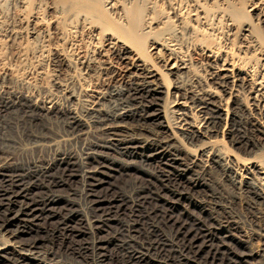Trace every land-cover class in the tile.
Listing matches in <instances>:
<instances>
[{
    "label": "bare ground",
    "instance_id": "1",
    "mask_svg": "<svg viewBox=\"0 0 264 264\" xmlns=\"http://www.w3.org/2000/svg\"><path fill=\"white\" fill-rule=\"evenodd\" d=\"M88 136L95 141L84 158L73 160L88 179L103 173L98 160H109L105 151L118 155L111 162L124 172H147L159 162L161 174H167L159 183L173 199L164 200L168 207L184 200L203 212L202 199H208L217 209L209 211L216 226H196L209 243L218 242L214 250H231L228 241L241 242L237 233L243 227L209 179L221 177L264 220V0H0V144L34 153ZM60 152L36 166L10 162L9 152L0 149V264H57L43 251L56 233L78 253L90 251L89 264H112L107 252L112 240L95 239L110 219L82 220L78 214L82 228L70 229L57 219L51 234L44 230V223L59 216L51 208L59 198L36 195L37 186L27 178L45 179L67 168L71 155ZM169 176L197 196L170 189ZM102 183L89 186L93 208L120 210L128 194L119 202L99 190ZM213 211L224 212L230 222L219 224ZM257 215L252 219H260ZM135 226L125 225L126 231L135 233ZM160 228L156 223L143 231L153 234L148 250L129 241L116 246L120 264H168L170 255L178 264L200 263L163 238ZM244 234L262 242L256 253L236 256L238 263L264 264V225Z\"/></svg>",
    "mask_w": 264,
    "mask_h": 264
},
{
    "label": "rangeland",
    "instance_id": "2",
    "mask_svg": "<svg viewBox=\"0 0 264 264\" xmlns=\"http://www.w3.org/2000/svg\"><path fill=\"white\" fill-rule=\"evenodd\" d=\"M60 125L61 124L58 125V129L60 128ZM61 127H62V125H61ZM59 130H61V129H59ZM220 132H225L223 130V127L220 128ZM224 135H225V133H224ZM92 138H93V136H88V137H85L84 139H82L83 141H81V140H79L77 142L74 141L72 143H69L68 145L66 144L65 146L64 145H58V146H56L54 148L52 147L53 149L50 148L51 150L50 149L49 150L48 149H45V150L35 151L34 153H31V152H23L20 149H18V150L16 149L15 150V149H13V148H11L9 146L7 148V147H4L5 145L0 144V149L4 150L6 152H9V154L11 156L10 157V162H13L15 164H18V163L19 164H25L26 162L33 161L36 166H43L47 162L51 161V159H53L54 156H56V154H58L59 151H61L60 153H65L68 157L71 155L70 156L71 159L68 162V167L67 168H64V169L63 168H57V169H55L54 171H52L50 173L51 174L50 177L45 178V179L44 178L42 179V177H40V176H34L31 179L30 178H27L29 180L26 179L28 182H32L33 181L34 184H35V186L38 187V188L35 187L36 188L35 192L38 191L36 195H38L40 193V195L46 197L49 194V196L53 195L57 199L59 198L58 199V202H56V204H54L51 207V208H53L55 210L54 212L59 215L58 218H56L55 220L54 219L53 220H50V221H48V223L46 222V224L45 223L43 224V226L45 228L44 230L45 231H48L47 232L48 235H49V233L51 234L50 231H51V229H53L54 226H56V223L58 222V220L60 222L64 223V224H66V226H69L70 225L69 226L70 229L77 230V228H74V227H78V226L80 228H82L81 227L82 225L80 226L81 219H80V217H78V214L79 215H84V217H82L83 218L82 220H85V218H89V217H91V218L94 217L96 219H100L99 216H101V219H107L108 218V219L111 220V223H110L111 225L108 224L110 226L104 228L103 231L98 232L99 235L98 234L95 235V239H97L99 237L98 240H101V239L102 240H106V239L112 240V242H110V246L107 249V252L109 253L108 255H110V257L113 256L112 258H113L114 261L113 260L111 261L112 264H114V263L115 264L116 263L117 264H120V261H121L120 259L122 258V256H121L122 254L121 253H118L120 250L118 251V249H117L116 246L120 245L121 243H122L121 245H124L125 244L126 246H128L129 244L128 243L126 244V242L129 241L130 244L132 245L131 247L139 248V249H142V250H148V249H150L149 248L150 247L149 245L153 243L152 242L153 241V236H152L153 234H151L148 237L147 235H144L143 234V231H148L151 228V225H156V223H157V225H158L159 228L161 227L160 230H162V233L161 234L164 235L163 238L173 240V242L176 244V246L178 248L183 249V247H184V250H183L184 253L183 254L186 255V256H188V257H190V259H192L194 257V259H196L195 260L196 263L197 262H200V263H197V264H201V263L202 264H232V263L233 264H240V263H238V260L236 259V256H239V255H247L249 253L251 254L252 252L253 253H256L257 252V249L260 246V242H262L261 240H259L260 238L254 236L251 240H248V239H246L244 233L245 232H249L255 226V224H258L260 226H263L264 225V220L260 218L261 217L260 215H257L260 211L259 212L258 211L251 212L250 209H247V207L244 205V203L243 202L241 203V201H239L238 197L235 195V192L228 186L227 183H225L222 180L221 177H219L217 175H214L213 178L212 179H209V180L213 183L212 186H214V188L216 190H218L217 191L218 194L220 193L219 195H222L221 197L223 199V205H225L226 210L230 212L233 220L236 223L238 222V224L240 225L241 228L243 227L241 229L242 231H239V233H237V237H238V239L241 242L237 241V239L228 241L230 244L229 243H227V244L229 245V247L231 248V250L230 249H225V251H224V249L214 250V249H217L218 242L217 241H213L214 244L212 242L209 243V241L203 235V233L200 230H198V226H196L197 223H199V224H201L203 226V227H200L201 229H203V228L214 229V227L216 226L215 225V222L214 221L212 222V220L209 217V215H210L209 211H212L213 205H212V203L208 202L209 201L208 199H202L204 201V203L202 201V207L205 209V211H203V212H200V210L197 207H195V206L188 205L187 201H184V200L183 201L180 200L179 201L180 203L177 204V206H175L173 208L172 207L169 208L168 205H167V203H165L164 200L167 199L168 201H172L173 199L171 198L172 197L171 194L168 193L163 187H161V185L159 183V181L161 180L162 177H165V179L167 180V178H166V175L167 174H165V175L164 174H161V169H160L161 167L159 165V162H154V165L152 164L151 166H147V170H148L147 172H144V171H134V170L129 171V172H124V170H123L124 168H122L119 165H117V163H115V166H113V164L111 162V158L118 159V157H117L118 155L114 154L113 152H106L105 151L106 154L104 153V156L105 155L107 157L109 156L110 157L109 160H107V159H105L103 157H102V159L98 160V163H100V166L103 165L102 168L104 170L102 172L104 174L101 172L102 174L101 175H97L98 177L95 176V178L93 177L92 179H88L87 178V175H85L83 172L81 173V171L78 170L77 165L74 164V161L76 162V159H78V158L79 159L80 158H84V154L83 153L86 152V148L92 142L95 141L94 140L95 138H93V139ZM98 138H99V136H98ZM219 139H220V137H219ZM224 140H226V139L224 138ZM1 146H3V147H1ZM54 149H56V150H54ZM28 154H29V156H28ZM33 156H34V158H33ZM102 161L105 164H103ZM109 161H110V163H109ZM70 162H72V163H70ZM111 166H113V167H111ZM157 166H158L159 169L157 168ZM88 168H91V166L88 167ZM67 169L68 170L70 169V170L67 171ZM93 169L94 168H91V170H93ZM56 172H58V173H56ZM61 172H64V173H61ZM149 173L152 174V176L154 178ZM156 174H158V175H156ZM58 176L60 177V179H59ZM148 176H149V178H148ZM158 176H160L159 179H158ZM61 177H63V178H61ZM64 178H66L67 180L64 179ZM102 178L104 179V183H102V185H101L102 187L99 190H101L102 192H107L108 191L106 193L108 197H111V195H116V196H118L117 197V201H119L121 199V197H125V195L127 196V194H128V196H127L128 199L126 198L125 202L124 201H122V202L119 201L122 204L121 205L122 208L120 210H117V211L112 210V211H115L114 213L113 212L110 213L111 211H107L106 210L107 207L104 208L103 206L100 207L101 209H99V208H96L95 209V207L93 208V206H92L93 204L91 203L92 201L88 197V194H89L88 190L90 189L89 186L91 184L92 185L93 184H96L97 181H101L102 182L103 181ZM61 179L63 180V182H62ZM82 179H84L85 181L84 180L82 181ZM174 179H175V177H172V176L170 177L169 176V184H168V186L170 187V189H172V190L173 189H177V190H180L182 193H185V194H188V195H193L194 197L197 196L196 193H193L192 194L193 191L190 192V189H189V186L188 185H186L185 183H182V184L181 183H177ZM59 180H61L60 183H62V184H60L58 182ZM171 181H174V182H171ZM43 182H44V184H43ZM54 182H55L56 185L53 184ZM82 182H85V183L82 184ZM47 188H48V190L50 188V190L47 191ZM153 188H155V189H153ZM138 189H140V190H138ZM83 190H85V191H83ZM132 190H134V191H132ZM153 190H155V191H153ZM184 191H186V192H184ZM155 192H157V193H155ZM63 195L66 198L68 197L69 199H66ZM129 195L131 197H129ZM58 196H61V198L58 197ZM119 196H120V198H119ZM157 196H158V198H157ZM88 200H89V202H88ZM174 201H176L175 198H174ZM130 202H132L133 205ZM65 203H66V205H65ZM89 203H91V204H89ZM161 203H162V206H161ZM117 204H120V203L117 202ZM163 207H165V208H163ZM87 210H89V211H87ZM213 210H217V209H213ZM80 211L83 212V213H81ZM164 211H165V213H164ZM216 212H217V214H216ZM85 213H87V214H85ZM95 213H96V215H95ZM101 213H103V215ZM106 213H108V214H106ZM115 213H116V215H115ZM187 213L193 214L196 218H198L200 220L194 221L191 217H189V215ZM213 213H214L213 214L214 218H216V220L218 221L219 224L225 225L226 222L229 221L227 219V216L225 215L224 212L221 213V211H213ZM144 214H146V215H144ZM85 215H86V217H85ZM113 215L115 216V218H113L114 217ZM129 215H130V218H128ZM253 215L254 216L257 215V217L260 218V219H255V218L252 219ZM59 217H60V219H59ZM119 217H121V218H119ZM91 218H90V220H92ZM217 218H219V219H217ZM72 219H74V220H72ZM127 220H129V221L127 222ZM164 220H166V221L164 222ZM65 221H66V223H65ZM123 221H125L126 224ZM134 222L136 223V226L134 228L135 233H132V234L131 233H128L126 231V228L127 227H125V225H128L130 223L132 224ZM183 222H185V224H183ZM120 224H122V225H120ZM166 224H167V226H166ZM188 224H190V225H188ZM41 226H42V224H41ZM170 227L172 228V230H171ZM80 228H78V229H80ZM137 228H138V230H137ZM177 228L180 229V230H178ZM197 230L199 232H195ZM175 231H178V232H175ZM182 231H183V233H182ZM164 232H166V233H164ZM108 233H110L111 235L110 234L108 235ZM114 233H116V234H114ZM103 234L104 235L106 234V235L104 236ZM129 234H130V236H129ZM106 236H107V238H106ZM113 236H115V237H113ZM116 236H118V237H116ZM202 236H204V237H202ZM42 237H43V235H42ZM59 237L60 236L58 235V233H56L54 236H52V238L50 236L51 239H49L48 241H46V243L44 244L45 246L43 248V251H45V253H48L47 256H46L47 259L49 257L50 260H53V262H57V264H74V262H75V264H89V263H91V262L88 261V260H91V258H89V257H91V252L90 251H87L86 253L83 252V253L80 254V253H78L79 251H78L77 246H75V248H74V247H72V246H74L73 244H70V243L68 244V242H65L64 243V242L61 241V238H59ZM132 237L135 239V241H134V239ZM130 238L133 239V240H131ZM190 238H192V239H190ZM124 239L125 240L128 239V240L125 241ZM148 239L151 240V241H149ZM74 240H76V239H74ZM117 240H119V241H117ZM131 241L133 243H131ZM242 242H245V243L243 244ZM76 243L78 244V242H76ZM144 243H146V245ZM190 243L193 246L192 250H189L188 249V246H189ZM48 245H49V247H48ZM67 247H68V249L66 250ZM114 247H116L115 250H114ZM246 247H248V248H246ZM60 248H61V250H60ZM63 248H65V249H63ZM71 248H73V249H71ZM62 251H63V253H62ZM186 251H188V252H186ZM115 253H117V254L115 255ZM152 253L155 254V251H154L153 248L149 251V254L150 255H153ZM64 254H66V255H64ZM165 254L167 255V253H165ZM205 254H207V255H205ZM62 255H64L65 257L62 256ZM195 255H197V256H195ZM58 256H60V258ZM83 256H85V257H83ZM61 257H63V258H61ZM67 259H69V262L70 263L68 262ZM168 259L170 261L169 263L167 262L168 264H170V263H172V264H178L177 263V256L170 255V257ZM208 260H210V261H208ZM85 262H87V263H85ZM204 262H206V263H204Z\"/></svg>",
    "mask_w": 264,
    "mask_h": 264
}]
</instances>
